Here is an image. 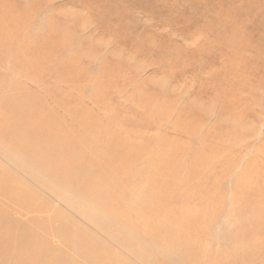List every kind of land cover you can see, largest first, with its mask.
Masks as SVG:
<instances>
[{"label": "bare ground", "instance_id": "1", "mask_svg": "<svg viewBox=\"0 0 264 264\" xmlns=\"http://www.w3.org/2000/svg\"><path fill=\"white\" fill-rule=\"evenodd\" d=\"M53 1L0 0V264H264V5Z\"/></svg>", "mask_w": 264, "mask_h": 264}, {"label": "rangeland", "instance_id": "2", "mask_svg": "<svg viewBox=\"0 0 264 264\" xmlns=\"http://www.w3.org/2000/svg\"><path fill=\"white\" fill-rule=\"evenodd\" d=\"M68 0H55V1H53V3L55 4V5H63V4H65L66 2H67ZM257 1V3L258 4H261V5H264V0H256ZM261 30V29H260ZM262 32H259V33H263V35H264V29L263 30H261ZM259 33H255V31H254V37L255 38H257V36H258V34ZM263 110H264V108H263Z\"/></svg>", "mask_w": 264, "mask_h": 264}]
</instances>
